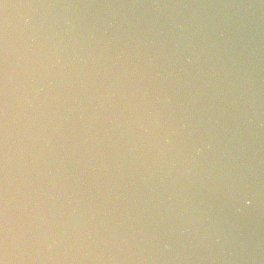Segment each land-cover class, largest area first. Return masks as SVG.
I'll return each mask as SVG.
<instances>
[{
	"label": "water",
	"instance_id": "water-1",
	"mask_svg": "<svg viewBox=\"0 0 264 264\" xmlns=\"http://www.w3.org/2000/svg\"><path fill=\"white\" fill-rule=\"evenodd\" d=\"M4 264H264V0H2Z\"/></svg>",
	"mask_w": 264,
	"mask_h": 264
},
{
	"label": "snow or ice",
	"instance_id": "snow-or-ice-1",
	"mask_svg": "<svg viewBox=\"0 0 264 264\" xmlns=\"http://www.w3.org/2000/svg\"><path fill=\"white\" fill-rule=\"evenodd\" d=\"M0 2H2V0H0ZM2 194H0V211H2ZM3 251V240L2 237H0V252ZM0 264H4V259L2 258V256H0Z\"/></svg>",
	"mask_w": 264,
	"mask_h": 264
}]
</instances>
